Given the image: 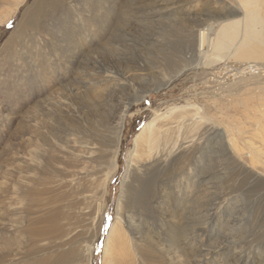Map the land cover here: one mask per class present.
<instances>
[{
    "label": "rangeland",
    "instance_id": "1",
    "mask_svg": "<svg viewBox=\"0 0 264 264\" xmlns=\"http://www.w3.org/2000/svg\"><path fill=\"white\" fill-rule=\"evenodd\" d=\"M15 1L0 0V264H87L86 248L90 264L104 263L134 137L157 113L180 105L215 115L210 147L194 155V188L180 172L177 182L164 179L179 161L130 175L121 225L126 244L148 245L156 226L150 221L158 231L182 213L196 229V264H264V173L256 175L264 168V0ZM200 31L208 34L204 55ZM122 112L115 168L100 205L94 178L105 173L103 134ZM221 130L257 168L235 163ZM84 134L94 152L76 156L71 148L79 149L74 140ZM67 177L80 178V185L59 184ZM174 182L180 192L192 191L190 198L176 193L163 201ZM23 186L43 203L32 216L53 209L59 233L43 240L26 234ZM154 187V202L143 208ZM56 196L60 201L46 203ZM177 243L182 258L189 243L181 237ZM163 250L151 248L143 263L157 254L167 264ZM60 254L66 255L61 261Z\"/></svg>",
    "mask_w": 264,
    "mask_h": 264
},
{
    "label": "bare ground",
    "instance_id": "2",
    "mask_svg": "<svg viewBox=\"0 0 264 264\" xmlns=\"http://www.w3.org/2000/svg\"><path fill=\"white\" fill-rule=\"evenodd\" d=\"M18 2H19V0H16L13 3L18 4ZM28 21H30V20H28ZM24 23H26V22H24ZM204 30H206V29H204ZM207 38H208V34L205 31L199 32V34H198V50H199L200 54L203 53L204 51H206ZM203 55H204V53H203ZM169 77L170 78L167 79L164 84L168 83V81L171 79V76H169ZM59 110H60V112L63 113V111H62L63 109L59 108ZM125 110H124V112H125ZM208 113L209 112H207V110H205L204 108L199 107V106H194V105L173 106L171 108H168V110L164 113H161V114L157 113L156 115L154 114L155 116L153 118H151L150 120H148L140 128L138 133L135 135L134 141H133V152H132V154H130V156H131L130 160L131 161L127 165V168H126L124 176H123V180L121 181V185H120L121 191L119 193L118 201H117V220H115L114 223L111 224V226L107 232L108 234L105 237V246H104V255L105 256L103 255V257H107L108 248H109L110 249L109 250V258L106 259V261L102 264H164L162 262V259H160L161 257L158 256V259H156L157 254H155V258H153L152 261H146L145 263H143L142 257L146 258V255H147V254L145 255V253L148 251L150 252L151 248H156L158 246H162L164 248L163 251L165 254H167V257H165V262L167 264H170V263H168L169 261H174L171 264H196L197 261H196V259L193 258L194 256L191 252V251H194L192 244H194L196 237H197L196 229L195 228L194 229L189 228V226L184 223V221L181 217L182 213H181V215L179 214V215H175L172 217H171V215H174L175 211H173L172 214H170L171 212L168 213V216L170 215L171 220H169V219L165 220L164 223H162L161 219L157 218L159 223L160 224L162 223L161 226H163L158 231H155V230H157V228H156L157 223L155 222V220L150 221V222H154V225H156V226L150 227L151 230L149 231L148 241H147L148 245H144L142 243L135 242L133 239H132L131 243L129 242L128 244H126V241H125V239L127 237L126 231H124L121 227V225L123 223L122 219L124 218V215H123L124 213H122V212L125 211V209H127L126 205L123 206V204L126 203V199L128 198V195H125V194H126V192H128L127 186H128V182H129L130 177H131L130 175L135 171H136V173L142 172V175H145L147 173L148 168L154 167V165H156L157 167L161 166V168H163V167H165V165L169 166V163H170V165H173V163L176 164V162L178 164V161H179V162H181V165L180 166L177 165L175 171L169 172L164 179H167V180L172 179L169 181H173V180H175V178L177 177V175L180 172V174H182L181 176L184 177L183 181L185 183L189 182L187 184H190V188H194V182L192 180L193 176H194V174H193V171H194L193 165H194V161H195L194 155L198 154V152L200 150H202V148L204 146H206L207 148L210 147L209 145L211 144L210 143L211 130L214 128L213 118H215V115H211L212 113L211 114L210 113L208 114ZM118 116H117V118L115 117L116 118L115 120H112V124H109L108 129L106 128L107 129L106 135L103 134L104 143L102 145H104L103 146L104 147L103 152H105V156H106L105 173H103L101 175V178H99V177L94 178V183H97L95 188L96 189L99 188L98 193L99 194L101 193V195H100L101 203H99L100 205L102 204V198H103V195L105 192L104 189H105V185L107 183L106 180H110V178L112 176L111 174L114 172L113 170L115 168V162L114 161H115L116 153H117V145L119 142V135L121 134V128L123 125V123L121 121V119L123 117V112H122V114H120ZM48 127H50L51 130L58 131V127H55L53 125H50ZM103 131H105V129ZM226 132L227 131H225V130H223V131L221 130V132L219 131V137L221 138L222 144L225 146V149L227 147L229 148V146L233 149L234 153L230 152L231 158L235 161V163L238 166H240V168H242L244 165H246L247 167H249V169L253 170L255 167V161L254 160L252 161L251 160L252 158H248L247 156H244L245 152L242 150L243 148L238 144L234 145L232 143L233 140H230L232 137H230V135L228 136V134ZM85 135L86 134L83 135L85 138L80 137V138L74 140V142H79L78 143L79 149L75 148V147L71 148V153L75 154L76 156H79V154L90 155L94 152V148H95L93 146L94 144L91 141L87 140V137ZM84 144L86 145L85 146L86 149L83 148ZM252 146H253V143H252ZM46 164H48V162H46ZM249 165H251V168ZM107 168H108V173H107ZM255 168H257V167H255ZM109 169H111V170L109 171ZM258 169H259V172L256 173L257 177H258V175H260V174L262 175L264 173V168L258 167ZM172 170H174V169H172ZM184 170H186V171L188 170L189 172L183 173ZM154 171H155V169H154ZM162 172H165V171H162ZM194 173H196V172H194ZM66 176L69 177L70 174L67 173L64 177H66ZM22 177L29 181V177H27V174H26V176H22ZM68 177H67V180H64L63 182H62V178H61L59 180L60 181L59 184L62 185V183H64L63 184L64 186H66V184H68L67 187L72 189L71 185H72V183H75V185L78 187V184H79L78 180L80 178L75 177L72 179L71 178L68 179ZM194 178H195V176H194ZM146 180H144V181H146ZM138 181H140V180H138ZM144 181H142V182H144ZM47 182H51V180L48 179L45 181V183H47ZM175 182H177V180H175ZM175 182L171 184L173 191L172 190L167 191L166 192L167 195H161L162 197H164L163 201H166L167 199H168V201L172 200V199H176L174 196V194H176V193H182V195H185V197L191 196L192 191L189 194H187L188 192H185V193L180 192V190H179L180 186L178 185V183H175ZM174 188H177V189H174ZM57 190H58V187H57ZM157 191H159V190L155 187L150 192L148 191L149 193L146 195V197H144V199H142V202L144 200L148 199V197L150 199L148 200V203L143 204V206H142L143 208H146V207L149 208V205H151L150 203L154 202L155 198L152 199V197L156 196ZM189 191H190V189H189ZM36 192L37 191L27 189L24 186L21 189H18V194L20 196L19 199L28 200L26 202L29 205L26 209L27 216H29L28 217L29 220L28 219L27 220L29 222H28L26 228L24 229V231L26 232L27 235L29 234L30 237L34 238L37 236V237H41V239L43 240L46 236L54 235L55 233H59L61 228H60L59 223H58V219H59V217H57L58 214H56V212L53 209H52V211H49L51 213V215H38L36 217L32 216L35 212V209L40 206V203H41V205H43L42 202H39V197H34V195H36ZM39 193H40V191H39ZM159 193H161V192H159ZM16 194H17V192H16ZM150 196H152V197H150ZM158 196H160V195H158ZM56 197L57 198L50 197L46 201V203L47 204H54L57 202V200L60 201V197L59 196H56ZM176 197H178V195ZM40 200L42 201V199H40ZM20 203H22V202L20 201ZM44 203H45V201H44ZM13 225H16V224H13ZM149 226H151V225H149ZM185 231H187V232L189 231L190 233H187ZM186 233L189 235L187 236ZM164 236H167V237L164 238ZM180 237L187 239V245L189 243V245H188L189 251H185L183 253L182 258H181L182 251H181V247L179 245L180 243L179 244L177 243V240L179 241ZM140 240H136V241H140ZM31 241H33V240H31ZM51 242H53V240ZM44 243H46V242L44 241ZM31 244H32V242H31ZM33 244H35V241ZM86 249H87V252L84 250L83 253L86 257L87 264H90V262H89L90 251H89V248H86ZM80 254L82 255L81 251H80ZM170 255H173V258H171V257L169 258ZM65 256H66L65 254H60L58 257V260L61 261L62 259H64ZM79 259H81V257ZM78 264H80V263H78Z\"/></svg>",
    "mask_w": 264,
    "mask_h": 264
}]
</instances>
